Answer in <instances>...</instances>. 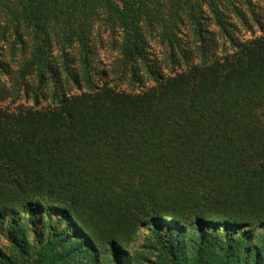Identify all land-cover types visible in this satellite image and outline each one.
<instances>
[{
    "label": "trees",
    "instance_id": "1",
    "mask_svg": "<svg viewBox=\"0 0 264 264\" xmlns=\"http://www.w3.org/2000/svg\"><path fill=\"white\" fill-rule=\"evenodd\" d=\"M0 264H264V0H0Z\"/></svg>",
    "mask_w": 264,
    "mask_h": 264
},
{
    "label": "rangeland",
    "instance_id": "2",
    "mask_svg": "<svg viewBox=\"0 0 264 264\" xmlns=\"http://www.w3.org/2000/svg\"><path fill=\"white\" fill-rule=\"evenodd\" d=\"M109 53H111V52H109Z\"/></svg>",
    "mask_w": 264,
    "mask_h": 264
}]
</instances>
